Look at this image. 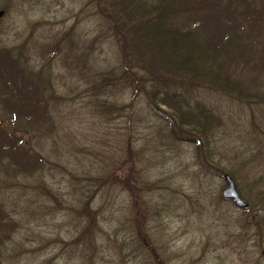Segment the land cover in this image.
Masks as SVG:
<instances>
[{
    "label": "rangeland",
    "instance_id": "rangeland-1",
    "mask_svg": "<svg viewBox=\"0 0 264 264\" xmlns=\"http://www.w3.org/2000/svg\"><path fill=\"white\" fill-rule=\"evenodd\" d=\"M87 2L0 0V66L17 69V92L31 78L33 107L47 111L34 132H7L47 164L25 178L0 171V216L15 224L0 264H264L252 204L264 199V105L194 92L190 107L210 117L204 139L141 97L130 108L122 84L107 107L124 111L105 113L90 89L96 73L121 74V52ZM225 175L249 213L222 198Z\"/></svg>",
    "mask_w": 264,
    "mask_h": 264
},
{
    "label": "trees",
    "instance_id": "trees-1",
    "mask_svg": "<svg viewBox=\"0 0 264 264\" xmlns=\"http://www.w3.org/2000/svg\"><path fill=\"white\" fill-rule=\"evenodd\" d=\"M85 10L104 28L99 38L108 34L121 52V74L96 73L90 89L105 113L124 111L114 102L113 109L107 107L109 93L122 84L130 91V108L141 97L155 113L167 108L180 128L204 139L210 133V117L190 107L188 96L194 92H222L238 103L264 105V0H88ZM10 67L0 66V171L16 179L46 169L47 163L15 132H34L47 111L39 108L41 102L33 107L31 78L28 92L25 84L19 85V92L12 88L9 76L18 71ZM9 112L13 117L8 131L3 114ZM12 127L15 132L7 133ZM252 204L256 209L248 204L244 214L254 209V218L264 222V199ZM85 213L92 218L90 209ZM13 229L15 224L1 212L0 239L7 240Z\"/></svg>",
    "mask_w": 264,
    "mask_h": 264
},
{
    "label": "water",
    "instance_id": "water-1",
    "mask_svg": "<svg viewBox=\"0 0 264 264\" xmlns=\"http://www.w3.org/2000/svg\"><path fill=\"white\" fill-rule=\"evenodd\" d=\"M2 16V13H0V17ZM224 182L226 183V188L222 191V198L227 201H232L238 208L240 209H246L247 203H245L239 196V194L236 191L235 185L230 178V176L225 175L223 177ZM264 257V251L261 253Z\"/></svg>",
    "mask_w": 264,
    "mask_h": 264
}]
</instances>
